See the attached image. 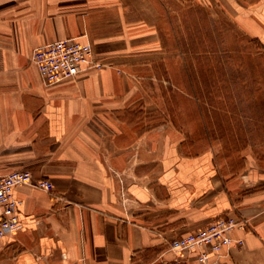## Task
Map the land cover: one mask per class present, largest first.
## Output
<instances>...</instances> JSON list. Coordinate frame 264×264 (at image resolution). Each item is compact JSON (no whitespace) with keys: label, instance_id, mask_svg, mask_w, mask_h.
Instances as JSON below:
<instances>
[{"label":"crops","instance_id":"crops-1","mask_svg":"<svg viewBox=\"0 0 264 264\" xmlns=\"http://www.w3.org/2000/svg\"><path fill=\"white\" fill-rule=\"evenodd\" d=\"M164 11L162 0H0V170L53 187L14 189L22 228L0 238V264H198L166 242L219 217L248 221L222 264H264V169L188 154L177 131L132 115V76L165 48ZM71 38L106 67L43 86L32 51Z\"/></svg>","mask_w":264,"mask_h":264},{"label":"rangeland","instance_id":"rangeland-1","mask_svg":"<svg viewBox=\"0 0 264 264\" xmlns=\"http://www.w3.org/2000/svg\"><path fill=\"white\" fill-rule=\"evenodd\" d=\"M233 1L244 11L226 0H162L165 48L132 76L141 89L132 115L142 130L177 131L188 154L264 169V41L252 12L260 1Z\"/></svg>","mask_w":264,"mask_h":264},{"label":"built area","instance_id":"built-area-1","mask_svg":"<svg viewBox=\"0 0 264 264\" xmlns=\"http://www.w3.org/2000/svg\"><path fill=\"white\" fill-rule=\"evenodd\" d=\"M85 37V36H84ZM86 38V37H85ZM30 62L37 69L43 86L51 87L66 80L76 79L81 73L98 71L106 67L97 60L89 41L80 38L57 40L32 51ZM29 186L51 192L47 180L35 181L25 169L3 173L0 170V238L14 235L22 228L18 214L19 202L14 189ZM247 219L219 217L204 228L167 240L168 249L179 258L193 257L198 264H222L232 245L241 248L242 239H234L233 233L244 230Z\"/></svg>","mask_w":264,"mask_h":264}]
</instances>
